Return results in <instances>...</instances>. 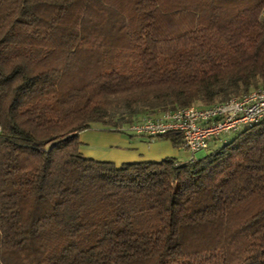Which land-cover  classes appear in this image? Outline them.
<instances>
[{
  "label": "trees",
  "instance_id": "trees-1",
  "mask_svg": "<svg viewBox=\"0 0 264 264\" xmlns=\"http://www.w3.org/2000/svg\"><path fill=\"white\" fill-rule=\"evenodd\" d=\"M262 83L264 0H0V264H264V120L192 160L78 138Z\"/></svg>",
  "mask_w": 264,
  "mask_h": 264
},
{
  "label": "built area",
  "instance_id": "built-area-1",
  "mask_svg": "<svg viewBox=\"0 0 264 264\" xmlns=\"http://www.w3.org/2000/svg\"><path fill=\"white\" fill-rule=\"evenodd\" d=\"M264 120V83L240 95L210 105H188L146 115L123 128L134 135L154 139L178 132L182 148L195 153L206 149L213 139L232 134Z\"/></svg>",
  "mask_w": 264,
  "mask_h": 264
},
{
  "label": "crops",
  "instance_id": "crops-1",
  "mask_svg": "<svg viewBox=\"0 0 264 264\" xmlns=\"http://www.w3.org/2000/svg\"><path fill=\"white\" fill-rule=\"evenodd\" d=\"M78 138L81 142L79 148L84 156L109 160L115 164L129 160L158 161L168 156L180 160H188L190 157V153L184 159L180 157L179 150L183 148L174 147L169 139L163 137L148 139L144 136L90 127L79 132Z\"/></svg>",
  "mask_w": 264,
  "mask_h": 264
},
{
  "label": "rangeland",
  "instance_id": "rangeland-1",
  "mask_svg": "<svg viewBox=\"0 0 264 264\" xmlns=\"http://www.w3.org/2000/svg\"><path fill=\"white\" fill-rule=\"evenodd\" d=\"M102 127V125L101 124H99V123H92L91 124V128H101ZM122 133V132H121ZM128 133L129 134H132V133H130L129 131H127V133H124V134H127L128 135ZM226 138V137H231V134H229V135H223V137L222 138ZM222 138H221V140H222ZM80 141V140H79ZM83 147V146H82ZM205 152H206V150L204 149V150H200V151H197L196 153H195V157L196 158H198V157H200L201 155H203V154H205ZM188 153H190V151H188L187 149H180L179 150V156L180 157H183V159L184 158H186L187 156H188Z\"/></svg>",
  "mask_w": 264,
  "mask_h": 264
}]
</instances>
